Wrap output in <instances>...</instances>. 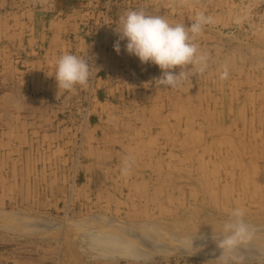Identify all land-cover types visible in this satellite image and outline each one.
Returning <instances> with one entry per match:
<instances>
[{"label":"rangeland","instance_id":"rangeland-1","mask_svg":"<svg viewBox=\"0 0 264 264\" xmlns=\"http://www.w3.org/2000/svg\"><path fill=\"white\" fill-rule=\"evenodd\" d=\"M129 10L211 16L207 70L170 88L117 54ZM64 53L85 86L58 89ZM236 207L252 236L228 264H264V0H0V264H224Z\"/></svg>","mask_w":264,"mask_h":264},{"label":"clouds","instance_id":"clouds-1","mask_svg":"<svg viewBox=\"0 0 264 264\" xmlns=\"http://www.w3.org/2000/svg\"><path fill=\"white\" fill-rule=\"evenodd\" d=\"M212 23V17L198 13L194 21L185 27L171 24L159 15L146 14L143 10H129L119 18L118 40L113 49L119 54L120 41H125L124 50L139 61L154 64L161 70L155 79L159 85L177 88L190 76L204 73L208 68V56L200 51L196 43L205 25ZM174 69H179L174 72ZM183 69H187L184 71ZM90 75L88 62L77 55L64 53L56 60L53 76L58 89L72 90L75 86H85ZM228 76L225 68L220 79ZM130 161H123L122 173H127ZM244 210L233 208L222 225L221 234L212 237L221 250L224 264L235 252L246 244L252 236V228L244 219Z\"/></svg>","mask_w":264,"mask_h":264},{"label":"bare ground","instance_id":"bare-ground-1","mask_svg":"<svg viewBox=\"0 0 264 264\" xmlns=\"http://www.w3.org/2000/svg\"><path fill=\"white\" fill-rule=\"evenodd\" d=\"M104 221V220H103ZM135 234V233H134ZM112 234H110V236H111ZM143 237V236H142ZM146 237V236H145ZM109 238V237H108ZM118 238V239H117ZM147 238V237H146ZM121 238L120 237H118L117 235L116 236H112V240L114 241H116V240H120ZM122 240V242H121V244L122 245H124L123 247H122V249H124L123 251H120V252H124V253H126V254H124L125 256H130V257H133V258H137L138 256H144V258L146 257H148V256H151V255H149L150 253L149 252H145L144 250H139L138 248H136V245H134V244H136V242H135V240H130V241H128V240H124V239H121ZM147 240V239H146ZM204 240V239H203ZM252 240V239H251ZM188 240H185V241H182V243H183V246H184V250H187L190 246H188V245H185V243L187 242ZM205 241V240H204ZM118 242V241H117ZM193 242V241H192ZM195 242V241H194ZM198 242V241H197ZM116 242H113L112 244L110 243V245L111 246H116L117 247V245H114ZM187 244V243H186ZM118 245H120L119 243H118ZM141 245V244H140ZM200 245H202V248H203V245L204 244H200ZM195 246H199V243H198V245H195L194 244V246L193 247H195ZM192 247V248H193ZM160 248H162V247H160ZM191 248V247H190ZM205 250V249H204ZM84 251V250H83ZM144 251V252H143ZM209 253V252H208ZM153 254V253H152ZM206 254V253H205ZM211 254V253H210ZM247 254V253H246ZM245 254V255H246ZM249 255V254H248ZM255 255V254H254ZM215 256V255H214ZM251 256V255H250ZM216 257V256H215Z\"/></svg>","mask_w":264,"mask_h":264}]
</instances>
